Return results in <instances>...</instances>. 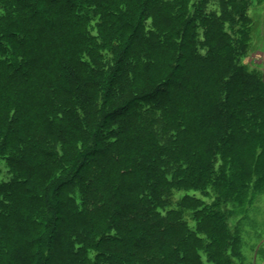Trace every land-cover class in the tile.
<instances>
[{
  "label": "trees",
  "instance_id": "16d2710c",
  "mask_svg": "<svg viewBox=\"0 0 264 264\" xmlns=\"http://www.w3.org/2000/svg\"><path fill=\"white\" fill-rule=\"evenodd\" d=\"M251 27L249 0H0V264H204L262 193Z\"/></svg>",
  "mask_w": 264,
  "mask_h": 264
},
{
  "label": "rangeland",
  "instance_id": "374dc122",
  "mask_svg": "<svg viewBox=\"0 0 264 264\" xmlns=\"http://www.w3.org/2000/svg\"><path fill=\"white\" fill-rule=\"evenodd\" d=\"M249 17L252 21L251 37L243 63L249 70L257 71L264 75V0H249ZM198 101L205 103L203 121L204 123L205 120L208 121L206 122L208 125L211 123L214 137L215 134H218L221 116L216 113L213 100L207 96L196 99V102ZM262 110L264 111V102ZM203 130L207 134L211 132V130ZM261 130L262 133L264 127H261ZM256 145L257 143H254L253 150L255 151L256 148L257 163L259 161L263 164L264 145L262 146L260 142ZM232 148H237L243 155L244 148L241 139L238 138ZM222 154L230 155V151L226 146L222 149ZM241 160L243 163L249 162L245 155H243ZM254 184L260 187L262 193L255 195L250 192L248 198L237 197L236 202L219 207L227 217L226 230L229 231L230 236L226 238L227 242L223 238L224 236L220 235L216 238L215 243H208L211 249L206 248L205 252L200 253L204 264H264V173L258 170L255 171ZM215 192L214 189L209 191V196L205 200L208 205H214L216 201L223 203ZM100 220L101 218L98 217L97 221ZM161 231V235L166 237L167 241L172 239L173 233H176V230L171 228L168 231L163 228ZM160 240L163 241H159L154 246V253L159 254L165 250L163 247L166 240L163 237Z\"/></svg>",
  "mask_w": 264,
  "mask_h": 264
}]
</instances>
